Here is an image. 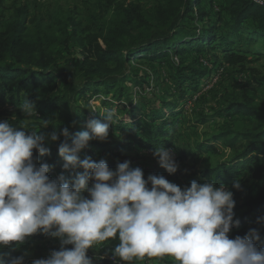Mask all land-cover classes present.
Wrapping results in <instances>:
<instances>
[{
  "label": "rangeland",
  "instance_id": "rangeland-1",
  "mask_svg": "<svg viewBox=\"0 0 264 264\" xmlns=\"http://www.w3.org/2000/svg\"><path fill=\"white\" fill-rule=\"evenodd\" d=\"M106 1L0 0V15L6 20L22 10H27L31 16L36 17L71 14L81 22L82 27H90L92 32L96 33L100 27L111 25L120 16L118 11L106 10ZM166 1L119 0L116 8L120 6L129 9L138 5L143 14H151L158 4ZM254 1L261 6L258 2L260 0ZM199 7L207 13V16L202 21L188 20L184 23L185 26L192 30L194 27L205 29L213 27L217 35L222 34L223 27L218 17L228 20L225 14V0H201ZM178 22L179 19H176L174 25ZM172 28L164 31L153 29L152 36L155 39L169 37ZM243 34V39L233 44L230 49H235L234 51L237 52L243 50L239 53L247 55L244 64L229 66L223 61V54L219 51H214L209 56L207 52L194 50L177 55L171 50L161 62L132 57L121 75L95 78L93 82L105 81L110 86L89 90L87 96L81 91L84 87L90 86L89 82L92 81L84 77L81 69L80 61L84 50L74 44L57 47L54 71L62 73L64 77L56 81L53 95L66 98L74 117L77 116L78 107L95 109L96 111L93 112L100 113L105 109H115L119 116L116 122L118 123L124 118L128 120L127 109L133 105L132 108L137 112L140 127L143 129L140 130L143 132L136 133L128 139L127 133L119 130L109 131L107 140L90 141L79 154L80 158L90 157L94 161L105 159L112 170L116 169L118 163L129 161L131 167H139L143 170L145 178L149 175H163L181 189L190 187L193 180L201 184L211 181L202 177L207 170L211 171L223 164H229L244 151L246 145L253 141L247 135H258L264 130V40L251 43L246 40L247 32ZM133 41L131 38L127 40L128 47L135 46ZM124 75H128L129 78L122 79ZM179 81L181 84L178 83ZM104 100L107 101L106 105L102 103ZM232 103L251 105L257 118L230 111L229 107ZM168 108L177 111V116H167L166 111H170ZM153 114L165 116L169 122H162L161 119L152 121ZM13 116L16 117L15 121H12ZM25 119L28 120L30 127H35L37 131L40 130L45 134L53 129L51 127L40 129L41 120L52 121L63 128L57 113L34 114L26 118L17 109L15 102L7 104L0 102V122L9 121L15 126V123L19 124ZM88 120L91 119L84 117V126ZM162 127L169 131L156 136L160 141H166L167 143L162 147L173 153V159L178 165L175 174H169L153 158L152 152L157 146L145 148L139 144L141 141H146L150 133ZM65 139L70 143L72 137L60 136L55 143L47 142L46 147L58 148L59 143L64 142ZM126 141L129 144L116 146ZM100 144L109 146L97 148ZM90 151L93 152L90 154ZM237 179L240 182L239 189L233 187V182ZM235 180L230 186H225L233 192L234 219L243 215L245 211L243 205L260 192L259 183L252 180L248 170L240 172ZM250 227L251 222L241 229L231 230L229 238L234 239L236 237L234 233L246 231ZM24 246H28L31 253L36 255L25 261V264H32L33 260L46 259L52 251H59L61 243L59 239L36 234L27 238L19 247ZM67 247L70 249L72 246ZM87 255L93 258V264H115L108 256V247L103 244L90 249ZM101 256L104 259H96ZM150 264H177V262L173 257L164 256L151 260Z\"/></svg>",
  "mask_w": 264,
  "mask_h": 264
},
{
  "label": "clouds",
  "instance_id": "clouds-1",
  "mask_svg": "<svg viewBox=\"0 0 264 264\" xmlns=\"http://www.w3.org/2000/svg\"><path fill=\"white\" fill-rule=\"evenodd\" d=\"M16 107L26 118L36 114L27 97ZM100 115L102 119L88 120L87 130L76 133L70 143L65 139L58 145L65 171L83 169L71 183L63 175L49 179L50 166L33 162V152L49 155L46 143L67 138L68 127L41 120L40 129H53L45 134L30 127L27 119L15 126L0 122V248L18 250L27 238L41 234L59 239L61 247L32 264H93L88 251L112 240L119 243L111 254L123 264L164 256L177 264H264L258 231L229 238L239 220L234 219L233 192L223 184L193 180L181 189L163 175L145 180L143 170L129 161L112 170L105 159H81L89 142L107 140L110 126L119 120L115 109ZM152 156L169 174L177 172L171 150L156 147ZM233 187L240 188L238 179ZM27 255L12 258L9 264H25Z\"/></svg>",
  "mask_w": 264,
  "mask_h": 264
},
{
  "label": "trees",
  "instance_id": "trees-1",
  "mask_svg": "<svg viewBox=\"0 0 264 264\" xmlns=\"http://www.w3.org/2000/svg\"><path fill=\"white\" fill-rule=\"evenodd\" d=\"M200 1L167 0L165 3L158 4L153 13L143 14L138 5L129 9L120 6L116 8L119 0H107L106 10L118 11L120 16L116 22L100 27L96 33H93L90 27H82L81 22L71 14L36 17L31 16L27 10H22L6 20H3L0 15V102L5 104L15 102L19 105L27 97L34 104L36 115L57 113L63 127L69 128L71 137L85 131L84 117L102 119L99 112L82 107H78L77 116L74 117L66 98L53 95L56 81L64 77L62 73L54 71L55 49L68 47L70 44L84 50L80 61L81 69L84 77L92 81L89 82L90 86L84 87L81 91L85 96L89 90H97L100 86H110L105 81L93 82V80L100 76L121 75L132 57L149 58L152 61L161 62L171 50L177 55L194 50L207 52L209 56L214 51H219L223 54V61L229 66L244 64L247 61V55L239 53L243 50L237 52L230 47L237 41H241L245 32L248 34L246 39L248 42L264 40V7L256 4L254 0H225V14L228 20L218 17V21L222 23L223 33L217 35L213 27L212 29L194 27L192 30L185 26L184 23L188 20L202 21L207 16V13L199 7ZM176 19H179V22L174 25ZM170 28L172 31L169 37L155 39L152 36L153 29L164 31ZM130 38L134 40V47H128L126 44ZM128 78V75L122 77L124 80ZM178 83L181 84V81ZM102 103L106 105L107 101L104 100ZM132 107L133 105L127 109L129 121L124 118L110 126L109 131L119 130L127 133V139L135 136L136 133L143 132L140 131L143 129L140 127L137 112ZM169 110L166 111L167 116H177V111ZM229 110L257 118L256 112L249 104L232 103ZM157 119L169 122L165 116L153 114L151 120ZM168 131L162 127L150 133V137L139 144L145 148L161 147L167 142L160 141L156 135ZM247 136L253 141L245 146L240 155L229 164H223L211 171L207 170L202 177L205 180L214 181L217 187L221 184L230 186L240 172L248 170L252 180L259 183V194L251 197L243 205L245 209L243 215L236 218L239 220V225L236 226L234 223L231 230L241 229L251 222L250 229L258 231L261 237L257 247L262 248L264 247V130L258 135ZM124 144L129 143L126 141L116 146L120 147ZM97 146V148H105L109 145ZM48 148L50 154L47 156H40L34 151L33 162L37 167L42 163L50 166L47 174L49 179L56 180L63 175L71 183L77 173L83 172L81 168L65 171L64 161L58 154V148ZM91 183L89 182V187ZM85 196L87 197V193ZM258 218H261L260 222H257ZM250 229L234 234L243 237ZM118 243V240H112L105 242L103 246L108 247V256L113 258L116 264H123L111 254ZM30 250L28 246L19 247L18 250L14 247L0 248L2 264H9L12 258L24 252L29 253L25 261L36 256ZM156 258L134 259L131 264H150L151 260Z\"/></svg>",
  "mask_w": 264,
  "mask_h": 264
},
{
  "label": "built area",
  "instance_id": "built-area-1",
  "mask_svg": "<svg viewBox=\"0 0 264 264\" xmlns=\"http://www.w3.org/2000/svg\"><path fill=\"white\" fill-rule=\"evenodd\" d=\"M258 2L261 4L262 7H264V0H260V1H258ZM111 260L114 261L113 258H111ZM114 262H115V261H114ZM115 264H116V263H115Z\"/></svg>",
  "mask_w": 264,
  "mask_h": 264
}]
</instances>
